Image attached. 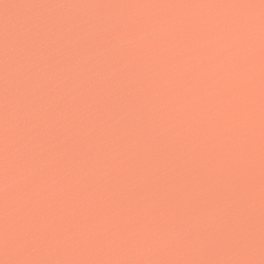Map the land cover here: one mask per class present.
<instances>
[{
  "label": "water",
  "instance_id": "95a60500",
  "mask_svg": "<svg viewBox=\"0 0 264 264\" xmlns=\"http://www.w3.org/2000/svg\"><path fill=\"white\" fill-rule=\"evenodd\" d=\"M0 260L264 264V2L0 0Z\"/></svg>",
  "mask_w": 264,
  "mask_h": 264
},
{
  "label": "clouds",
  "instance_id": "9594fccd",
  "mask_svg": "<svg viewBox=\"0 0 264 264\" xmlns=\"http://www.w3.org/2000/svg\"><path fill=\"white\" fill-rule=\"evenodd\" d=\"M7 185H5L6 187ZM0 264H7V261L6 260H0Z\"/></svg>",
  "mask_w": 264,
  "mask_h": 264
},
{
  "label": "snow or ice",
  "instance_id": "6c2138e0",
  "mask_svg": "<svg viewBox=\"0 0 264 264\" xmlns=\"http://www.w3.org/2000/svg\"><path fill=\"white\" fill-rule=\"evenodd\" d=\"M262 2H264V0H262Z\"/></svg>",
  "mask_w": 264,
  "mask_h": 264
}]
</instances>
